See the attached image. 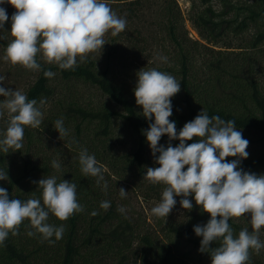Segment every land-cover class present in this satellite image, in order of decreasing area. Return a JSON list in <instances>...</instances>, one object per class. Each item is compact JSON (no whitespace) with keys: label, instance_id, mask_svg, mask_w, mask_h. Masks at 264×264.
Wrapping results in <instances>:
<instances>
[{"label":"trees","instance_id":"1","mask_svg":"<svg viewBox=\"0 0 264 264\" xmlns=\"http://www.w3.org/2000/svg\"><path fill=\"white\" fill-rule=\"evenodd\" d=\"M214 1L218 9L208 6L189 18L200 41L183 32L182 15L173 0L152 4L170 47L169 60L154 68L181 83L179 93L171 98L169 117L176 122L177 133L203 109L209 117L234 120L236 130L249 141V155L239 168L264 175V0H245L238 5L228 0ZM122 4L128 22L140 20L142 0ZM0 7L9 17L0 30V60H4L6 47L13 39L11 16L16 10L8 3ZM247 30L248 37H240L238 46L232 40L221 42L227 35L237 37ZM118 41L119 36L109 38L103 49L90 53L83 63L78 57L74 69L46 64L39 54L41 68L37 71L10 63L15 76L22 77L27 72L33 77L24 94L29 100H37L43 119L39 128L25 127L22 149L0 152V169L8 173V180H0V187L8 191L10 199L36 198L43 203L42 189L34 182L56 176L57 182L64 179L76 184L77 201L84 210L66 221L49 214L47 223L63 225L65 229L62 239L52 237V243L39 233L29 236L27 233L35 229L26 219L18 235L9 233L0 245V264H205L211 260L210 251H199L202 237L193 230L195 225L206 224L210 216L195 204L193 197H188L193 208L187 209L182 220L169 223L160 233L134 216L126 197L119 195L120 188L144 180L146 169L159 165L144 135L154 117L147 120L142 107L136 104L135 85L126 82ZM219 42L223 47L216 46ZM48 70L55 73L54 77L44 76ZM83 87L94 89L97 101L83 98ZM41 100L45 101L42 106ZM61 118L68 134L60 139L54 122ZM7 121L6 114L0 117V139ZM196 141L194 137L187 143ZM159 144L168 146L167 135ZM171 144L175 147L179 141ZM82 149H87L89 155L95 156L97 166H102L104 180L99 185L96 177L81 172ZM233 159L238 158H226ZM52 161H57L60 168H53ZM102 201H109L110 208L102 209ZM120 207L123 213L117 211ZM242 219L229 221L234 236L244 229ZM219 244L216 241L211 246ZM253 251L247 264H264Z\"/></svg>","mask_w":264,"mask_h":264},{"label":"clouds","instance_id":"2","mask_svg":"<svg viewBox=\"0 0 264 264\" xmlns=\"http://www.w3.org/2000/svg\"><path fill=\"white\" fill-rule=\"evenodd\" d=\"M8 3L15 8L11 16L10 35L3 59L12 66L20 65L28 70H40L38 54L49 65L60 69H74L77 58L85 62L90 53L103 49L105 35L116 37L126 28V20L120 18L105 0H0V5ZM6 9L0 7V30L8 21ZM166 60V57H160ZM55 73L44 71L46 78ZM134 88L136 104L142 107V115L149 121L144 135L158 167L146 169L144 179L149 183L164 185L160 203L151 209L159 218H167L175 207V197L183 209L191 210L193 204L188 197H193L195 204L209 214L210 219L204 225H195L196 236L202 237L200 252L210 251L212 264H247L250 250L259 254L264 244L259 233L264 228V175L243 171L239 165L247 159L249 141L242 132L236 130L234 120H224L217 116L209 117L203 109L192 121L186 122L177 133L176 122L172 116L171 98L179 93L181 83L165 72L153 68L139 70ZM5 77L0 76V83ZM0 117H8L7 127L0 139V152L8 154L23 147L26 126L39 128L43 114L37 107V100H29L19 90L0 87ZM44 100L40 101L42 106ZM54 129L59 138L66 136L63 119L54 122ZM167 135V147L160 145L161 137ZM197 138L196 142L187 141ZM179 144L172 146L171 141ZM158 153V155H157ZM228 157H237L231 161ZM81 172L85 176L96 177L99 185L104 180L102 166L87 149L79 153ZM53 168L60 164L52 161ZM187 166V167H186ZM186 168V170H185ZM0 180H8V173L0 169ZM37 183L42 189V202L32 198L21 201L9 198L8 191L0 187V245L9 233L18 235L20 225L27 219L35 232L41 234L50 243L52 237L60 240L64 226L47 223L51 213L60 221H66L74 213L84 209L77 201L76 184L68 180L57 182L56 176L42 178ZM107 189V183L103 185ZM121 198L127 191L119 189ZM111 206L109 201H102L104 210ZM117 211L123 213L124 208ZM97 213L93 212L92 215ZM250 215L248 221L251 231L244 228L234 236L230 219H239ZM220 241L218 247H212Z\"/></svg>","mask_w":264,"mask_h":264},{"label":"rangeland","instance_id":"3","mask_svg":"<svg viewBox=\"0 0 264 264\" xmlns=\"http://www.w3.org/2000/svg\"><path fill=\"white\" fill-rule=\"evenodd\" d=\"M126 1V0H123ZM121 0H105V2L112 8L116 15L125 19L126 12L124 4ZM130 1V0H127ZM177 4L182 15V29L186 33V36L192 40H199L200 38L196 30L191 25L189 18L197 11L203 10L206 7H212L218 9L217 2L214 0H173ZM230 4H242L245 0H228ZM160 0H142L143 8H140L142 16L139 21L128 22L126 19V28L119 35L120 41L118 46L120 53L122 54V63L126 67L124 72L126 82L129 85H136L137 76L136 73L143 70H150L154 66L163 65L169 57H167L170 47L166 41V37L158 25V16L156 7L152 4H159ZM113 4V5H111ZM14 8V7H13ZM249 31H245L244 34L240 33L237 37L233 35H227L221 42L229 40L233 41L234 46H238V40L240 37H248ZM111 33H107L104 37L105 42L111 38ZM125 39H128L125 41ZM218 45L223 47L222 43ZM160 57H166V60L160 59ZM10 62L0 60V76H4L5 79L0 83V87L11 90H19L24 93L27 85L32 82L33 77L25 72L22 77L15 76L13 69L10 68ZM11 70V71H10ZM264 84V80H263ZM82 97H86L89 100L97 101L98 93L92 88L80 89ZM5 99L0 96V100ZM124 186V185H123ZM122 186V187H123ZM124 188V187H123ZM164 185H153L147 180H142L133 183V185H125V191H127L126 199L130 205V211L134 216H138L140 220L148 226L149 229L157 232H162L163 228H167L170 223L174 224L182 220V217L186 214L187 209H183L179 203L182 197H175L177 203L172 209L169 216L166 218H159L151 213V209L160 203L162 199V192ZM250 215L245 214L242 219V225L244 228H248L251 231V225L249 224ZM259 239L264 244V228L260 230ZM255 253V251H253ZM255 256L260 258L264 263V247L261 248L259 254L255 253ZM205 264H212L211 260Z\"/></svg>","mask_w":264,"mask_h":264}]
</instances>
